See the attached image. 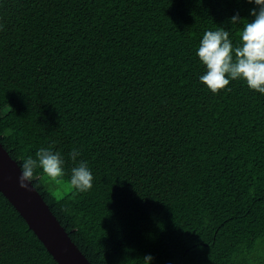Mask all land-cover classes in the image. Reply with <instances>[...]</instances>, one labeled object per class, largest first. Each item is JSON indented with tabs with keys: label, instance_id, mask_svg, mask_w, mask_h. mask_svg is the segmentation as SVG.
<instances>
[{
	"label": "trees",
	"instance_id": "obj_1",
	"mask_svg": "<svg viewBox=\"0 0 264 264\" xmlns=\"http://www.w3.org/2000/svg\"><path fill=\"white\" fill-rule=\"evenodd\" d=\"M253 7L0 0V144L19 168L62 154L64 176L37 168L31 184L91 264H264V95L211 92L196 55L221 27L239 46ZM0 264H56L1 193Z\"/></svg>",
	"mask_w": 264,
	"mask_h": 264
},
{
	"label": "clouds",
	"instance_id": "obj_2",
	"mask_svg": "<svg viewBox=\"0 0 264 264\" xmlns=\"http://www.w3.org/2000/svg\"><path fill=\"white\" fill-rule=\"evenodd\" d=\"M254 5L250 10L251 19L245 23L240 33L239 46L233 45L229 31L225 28L208 30L199 41L196 55L204 66L200 82L211 92L216 93L230 81L242 80L250 90L264 95V0H247ZM231 24H239L243 19L239 12L230 18ZM74 165L71 168L70 183L80 192L93 186V174L85 161L77 163L80 151L73 148L69 153ZM65 160L59 151L42 147L35 158L27 157L20 164L19 183L27 188L39 168L50 178L65 175ZM149 254L143 258L144 264H151Z\"/></svg>",
	"mask_w": 264,
	"mask_h": 264
},
{
	"label": "water",
	"instance_id": "obj_3",
	"mask_svg": "<svg viewBox=\"0 0 264 264\" xmlns=\"http://www.w3.org/2000/svg\"><path fill=\"white\" fill-rule=\"evenodd\" d=\"M20 168L0 144V193L25 221L56 264H91L79 251L31 182L19 183Z\"/></svg>",
	"mask_w": 264,
	"mask_h": 264
}]
</instances>
